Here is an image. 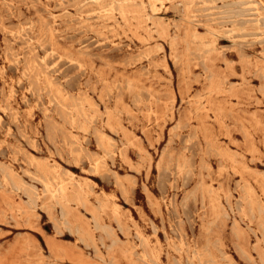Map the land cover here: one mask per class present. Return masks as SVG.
I'll return each instance as SVG.
<instances>
[{"label": "rangeland", "instance_id": "1", "mask_svg": "<svg viewBox=\"0 0 264 264\" xmlns=\"http://www.w3.org/2000/svg\"><path fill=\"white\" fill-rule=\"evenodd\" d=\"M0 264H264V0H0Z\"/></svg>", "mask_w": 264, "mask_h": 264}]
</instances>
